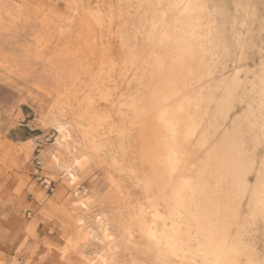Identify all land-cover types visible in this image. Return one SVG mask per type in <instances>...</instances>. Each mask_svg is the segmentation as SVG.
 I'll return each mask as SVG.
<instances>
[{"label":"rangeland","instance_id":"obj_1","mask_svg":"<svg viewBox=\"0 0 264 264\" xmlns=\"http://www.w3.org/2000/svg\"><path fill=\"white\" fill-rule=\"evenodd\" d=\"M223 263L264 264V0H0V264Z\"/></svg>","mask_w":264,"mask_h":264},{"label":"bare ground","instance_id":"obj_2","mask_svg":"<svg viewBox=\"0 0 264 264\" xmlns=\"http://www.w3.org/2000/svg\"><path fill=\"white\" fill-rule=\"evenodd\" d=\"M201 228H202V227H201ZM206 229H207V228H206ZM200 230H201V229H200ZM208 231H209V230H208ZM205 232H206V231H205ZM210 238H211V236H210ZM220 242H221V241H220ZM215 244H216V243H215ZM223 245H224V244H223ZM207 246H208V245H207ZM218 246H219V245H218ZM216 247H217V245H215V249H216ZM231 247H233V246H231ZM223 248H224V247H223ZM233 248H234V247H233ZM212 249H214V248H212ZM212 249H211V250H212ZM211 250H210V251H211ZM219 250H221V249H219ZM212 251H213V250H212ZM215 252H216V251H215ZM221 252H222V251H221ZM228 252H229V251H228ZM212 253H213V252H212ZM214 255H215V254H214ZM227 261H228V260H227ZM233 263H234V262H233ZM223 264H224V263H223Z\"/></svg>","mask_w":264,"mask_h":264}]
</instances>
